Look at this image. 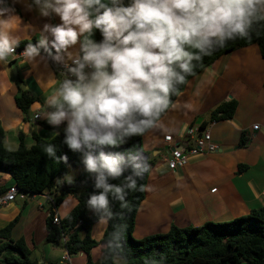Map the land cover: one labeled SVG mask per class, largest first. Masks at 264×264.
<instances>
[{
    "label": "clouds",
    "instance_id": "clouds-1",
    "mask_svg": "<svg viewBox=\"0 0 264 264\" xmlns=\"http://www.w3.org/2000/svg\"><path fill=\"white\" fill-rule=\"evenodd\" d=\"M14 2L40 17L59 18L44 23L36 43H27L20 55L34 68L45 57L61 65L58 74L47 75L53 87L37 118L53 129L50 138L62 134L61 143L81 154L94 189L85 207L105 228L116 217L112 204L126 208L138 179L149 171L130 151L114 149L158 124L204 57L247 38L253 25L264 21V0ZM13 11L0 0V20ZM19 45L17 36L0 30V63L14 58ZM57 150L54 143L43 145L47 157L66 163ZM121 241L120 226H114L107 248L120 249Z\"/></svg>",
    "mask_w": 264,
    "mask_h": 264
},
{
    "label": "crops",
    "instance_id": "crops-1",
    "mask_svg": "<svg viewBox=\"0 0 264 264\" xmlns=\"http://www.w3.org/2000/svg\"><path fill=\"white\" fill-rule=\"evenodd\" d=\"M7 4L14 11L7 20H0V30L10 31L20 44L36 42L44 23L60 22L58 17L43 18L35 10L27 11L14 0H7ZM53 67L59 69L61 65L46 57L35 68L25 57L0 63V130L8 150L16 149L19 134L26 146L32 145V134L45 141L52 139L51 126L34 116L39 115L44 97L53 87V81L46 80L49 72L55 73ZM17 85L38 98L27 114L15 105V98L20 95ZM230 100L236 102L233 117L226 121L211 120L215 108ZM201 125H205L218 150L189 155L183 167L169 170L170 152L181 144L191 146L200 132L194 133L193 138L187 132L201 130ZM165 137H170V141L166 142ZM141 147L151 164L144 199L135 216V239L165 234L171 226L226 223L264 207V61L259 48L251 45L225 54L190 79L158 124L142 136ZM12 186L15 185L10 177L0 175V189ZM55 194V191L35 196L19 193L21 203L16 202L15 196L0 207V230L19 217L10 238L24 240L33 264H86L83 253L67 254L63 241L56 245L46 242L45 219ZM75 205V198L68 195L59 206H64L66 216ZM55 212L61 219L58 208ZM104 230L96 223L91 237L99 241ZM102 249L103 246H98L90 251L92 264H101ZM36 251L38 258L30 259ZM65 254L68 261L62 260ZM115 262L122 264L119 260ZM0 264H6L1 257Z\"/></svg>",
    "mask_w": 264,
    "mask_h": 264
},
{
    "label": "trees",
    "instance_id": "trees-1",
    "mask_svg": "<svg viewBox=\"0 0 264 264\" xmlns=\"http://www.w3.org/2000/svg\"><path fill=\"white\" fill-rule=\"evenodd\" d=\"M94 39L97 41L101 39L99 32L95 33ZM26 44L27 42L21 43L18 48H25ZM251 45L259 48L264 61V21L254 24L247 38L230 41L212 55L204 57L194 69L195 74L187 77L186 82L180 85V93L190 79L200 74L218 58ZM53 70L57 74L58 69L53 67ZM17 87L20 95L15 98V105L23 114H27L29 107L37 102L38 98L30 92L21 90L19 85ZM178 95L172 97V103ZM235 109V101L224 102L215 108L210 119L230 120ZM41 126L45 125L41 124ZM204 128L205 125H201L200 129ZM142 136L133 137L127 144L119 146L114 151H130L150 168L148 154L141 147ZM62 138L61 134L59 137L45 141L32 134L33 143L31 146H26L23 136L19 134V144L16 149L8 150L4 146V133L0 130V175L10 177L19 193L28 196L43 195L50 191L56 193L52 199V208L45 219L48 244L56 245L62 241L63 236H66L64 248L67 254L83 253L86 256V264H92L90 251L98 246H103L101 264H117L116 260L121 261L122 264H242L244 262L264 264V207L226 223L208 222L199 227L187 228L171 226L165 234L135 239L133 237L135 216L144 199L149 171L138 179V190L129 194L126 208H121L119 202L112 204L113 212L116 213L115 219L109 222L99 241L93 239L91 231L96 219L85 207L88 195L94 191L92 178L84 171L81 154L63 145ZM48 143L57 145V157L67 156L66 163L47 157L43 145ZM240 143L243 145L244 140L241 139ZM69 166L81 169L79 175L72 181L65 179ZM122 180L123 178H120L111 182L120 183ZM140 185L143 186V190H139ZM5 192L6 189H0V195ZM68 195L75 198L76 205L60 219L59 226H53L51 222L55 209ZM18 220L19 217H16L0 230V257L6 264H33L29 260V251L24 240L19 238L12 241L10 238ZM79 223L80 225L75 228ZM114 226H120L122 246L113 251L107 248V241Z\"/></svg>",
    "mask_w": 264,
    "mask_h": 264
},
{
    "label": "built area",
    "instance_id": "built-area-1",
    "mask_svg": "<svg viewBox=\"0 0 264 264\" xmlns=\"http://www.w3.org/2000/svg\"><path fill=\"white\" fill-rule=\"evenodd\" d=\"M23 48H17L16 49V56L9 57L11 60L13 59H23L24 57L20 55V53L23 52ZM61 68L57 70V74ZM37 115L34 116V119H37ZM214 122V121H213ZM254 129H257V126L253 127ZM198 135H195L193 138L194 133H199ZM187 136L193 138V144L191 146L187 144H181L178 149H173L170 152V159L167 161V166L169 170H174L177 168L183 167L187 163V157L189 155H197V154H211L215 153L218 149L217 146L213 145L211 142L210 134L207 130H193L189 129L187 132ZM165 141L169 142L170 137H165ZM215 190H213L214 192ZM18 189L15 186H12L6 190V192L2 195H0V207L6 205L8 202H11L14 200L15 196L18 194ZM51 224L53 226H59L60 225V218L57 216L56 212L53 214L52 222ZM80 225L75 226L77 228ZM67 240L66 236H63L62 241L65 243ZM66 251V250H65ZM63 261H68V256L65 254L62 257Z\"/></svg>",
    "mask_w": 264,
    "mask_h": 264
},
{
    "label": "rangeland",
    "instance_id": "rangeland-1",
    "mask_svg": "<svg viewBox=\"0 0 264 264\" xmlns=\"http://www.w3.org/2000/svg\"><path fill=\"white\" fill-rule=\"evenodd\" d=\"M80 172H81V169L69 166L68 167V173L65 176V179L68 180V181H72L79 175ZM16 197H17L16 198V202L17 203H21L20 200H19V193L16 195ZM58 209H59V215H60L61 219L64 218L65 217V215L63 213L64 206H62V207L59 206ZM37 258H38V252L37 251L30 256V259H32V260H35Z\"/></svg>",
    "mask_w": 264,
    "mask_h": 264
}]
</instances>
